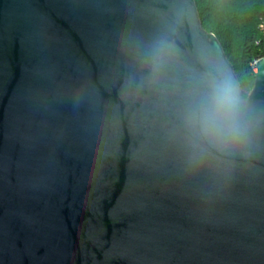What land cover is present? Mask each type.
Wrapping results in <instances>:
<instances>
[{
    "label": "water",
    "instance_id": "water-1",
    "mask_svg": "<svg viewBox=\"0 0 264 264\" xmlns=\"http://www.w3.org/2000/svg\"><path fill=\"white\" fill-rule=\"evenodd\" d=\"M0 264H264V56L195 0H0Z\"/></svg>",
    "mask_w": 264,
    "mask_h": 264
},
{
    "label": "trees",
    "instance_id": "trees-1",
    "mask_svg": "<svg viewBox=\"0 0 264 264\" xmlns=\"http://www.w3.org/2000/svg\"><path fill=\"white\" fill-rule=\"evenodd\" d=\"M202 27L219 39L245 88L263 55L258 25L264 17V0H195Z\"/></svg>",
    "mask_w": 264,
    "mask_h": 264
},
{
    "label": "built area",
    "instance_id": "built-area-1",
    "mask_svg": "<svg viewBox=\"0 0 264 264\" xmlns=\"http://www.w3.org/2000/svg\"><path fill=\"white\" fill-rule=\"evenodd\" d=\"M258 29H259V33H260L261 37L256 40V44H262L263 45V55L262 56H264V17L262 18L261 22L259 23ZM255 61L253 62V65L255 64Z\"/></svg>",
    "mask_w": 264,
    "mask_h": 264
},
{
    "label": "clouds",
    "instance_id": "clouds-1",
    "mask_svg": "<svg viewBox=\"0 0 264 264\" xmlns=\"http://www.w3.org/2000/svg\"><path fill=\"white\" fill-rule=\"evenodd\" d=\"M223 99H224L225 101H227V102L231 103V100H230V98H228V97H224Z\"/></svg>",
    "mask_w": 264,
    "mask_h": 264
}]
</instances>
